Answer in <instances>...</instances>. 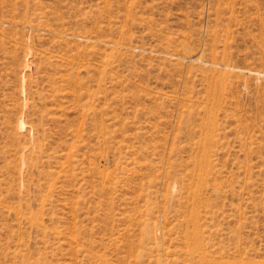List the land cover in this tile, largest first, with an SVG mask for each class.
<instances>
[{
  "label": "rangeland",
  "instance_id": "obj_1",
  "mask_svg": "<svg viewBox=\"0 0 264 264\" xmlns=\"http://www.w3.org/2000/svg\"><path fill=\"white\" fill-rule=\"evenodd\" d=\"M0 264H264V0H0Z\"/></svg>",
  "mask_w": 264,
  "mask_h": 264
}]
</instances>
